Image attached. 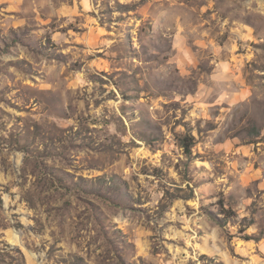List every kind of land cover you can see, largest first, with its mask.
Here are the masks:
<instances>
[{
	"label": "rangeland",
	"instance_id": "obj_1",
	"mask_svg": "<svg viewBox=\"0 0 264 264\" xmlns=\"http://www.w3.org/2000/svg\"><path fill=\"white\" fill-rule=\"evenodd\" d=\"M0 264H264V0H0Z\"/></svg>",
	"mask_w": 264,
	"mask_h": 264
},
{
	"label": "trees",
	"instance_id": "obj_2",
	"mask_svg": "<svg viewBox=\"0 0 264 264\" xmlns=\"http://www.w3.org/2000/svg\"><path fill=\"white\" fill-rule=\"evenodd\" d=\"M192 141H193V140L184 139V143H185V145H186L187 147H190V146L193 144Z\"/></svg>",
	"mask_w": 264,
	"mask_h": 264
}]
</instances>
